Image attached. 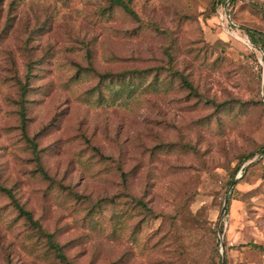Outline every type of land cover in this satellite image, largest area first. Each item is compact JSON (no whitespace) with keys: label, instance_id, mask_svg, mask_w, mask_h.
Segmentation results:
<instances>
[{"label":"rangeland","instance_id":"374dc122","mask_svg":"<svg viewBox=\"0 0 264 264\" xmlns=\"http://www.w3.org/2000/svg\"><path fill=\"white\" fill-rule=\"evenodd\" d=\"M129 4L0 0V185L69 264H264V0ZM0 264H67L1 190Z\"/></svg>","mask_w":264,"mask_h":264},{"label":"trees","instance_id":"16d2710c","mask_svg":"<svg viewBox=\"0 0 264 264\" xmlns=\"http://www.w3.org/2000/svg\"><path fill=\"white\" fill-rule=\"evenodd\" d=\"M108 2H109L110 5H115V6L121 7L126 13L132 15L133 17H135V18L137 17L136 12L134 11V9L129 4V0H108ZM217 2H218V0H212V5H215ZM248 33H249L250 38H251L253 43L260 42V40H256L254 38V34H255L254 31L248 29ZM261 48L264 49L263 46H261ZM134 72H139V71H134ZM127 73H133V72H127V71L117 72V73H115V76L116 77H124V76H126ZM111 76H112L111 72H104V73H99L98 77H99V81H101V80L107 79L108 77H111ZM184 83L187 85L188 88H190V89L192 88L191 84H189L187 81H184ZM20 89H21V95L24 96L26 94V92H27L26 84L25 85L24 84L21 85ZM262 97L264 99V96H262ZM262 103L264 104V100H262ZM20 107H21L20 115H21L22 118H24V110H23L24 109V101L23 100H21ZM29 142H30V146H31V148L33 150V154H34V156L36 158V162H37V165H38V170L43 176L46 177L47 174L45 173L43 167L39 164L40 163V159H39V154H38V151H37V145L31 139H29ZM250 157H252V156H248L246 159H249ZM239 179L240 178H237V182L239 181ZM230 182H232V180H230ZM0 190L4 191L8 195V197L10 198L11 204L17 209L18 214L21 215V216H24L25 219L30 223V225L32 227L36 228L39 231L40 234L45 236L46 241L49 244V247L53 249L55 255L59 259H61L62 261H64L67 264H69V262H67V260H66V256L64 255V253H63V251L61 249V246H59V244L53 240V235L48 233V232H46L40 226L39 222L37 220L33 219L31 212L26 210L22 205H20L18 203V201L16 200V198H14L12 192L9 189H6V188H4V187H2L0 185ZM248 245H250L252 247H255V248H257V249H259L261 251H264V246L263 245L256 244V243H254L252 241H250L248 243Z\"/></svg>","mask_w":264,"mask_h":264},{"label":"water","instance_id":"95a60500","mask_svg":"<svg viewBox=\"0 0 264 264\" xmlns=\"http://www.w3.org/2000/svg\"><path fill=\"white\" fill-rule=\"evenodd\" d=\"M262 96H264V77L262 79ZM234 182H235V179L232 180L230 187L233 185ZM226 201H227V195L224 198L223 208L222 209H224V205H225Z\"/></svg>","mask_w":264,"mask_h":264},{"label":"built area","instance_id":"2783aa9c","mask_svg":"<svg viewBox=\"0 0 264 264\" xmlns=\"http://www.w3.org/2000/svg\"><path fill=\"white\" fill-rule=\"evenodd\" d=\"M231 25H234V23H231Z\"/></svg>","mask_w":264,"mask_h":264}]
</instances>
